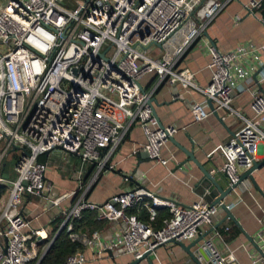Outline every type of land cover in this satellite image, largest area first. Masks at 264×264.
<instances>
[{"label":"built area","instance_id":"built-area-1","mask_svg":"<svg viewBox=\"0 0 264 264\" xmlns=\"http://www.w3.org/2000/svg\"><path fill=\"white\" fill-rule=\"evenodd\" d=\"M233 0H86L72 10L60 0H3L0 4V164L8 151L19 150L14 162L15 180L0 185L9 196L0 198V264H40L49 244L44 228L32 229L22 212L23 195L44 198L58 206L64 196H55L45 180L47 164L38 158L60 151L77 157L78 188L74 203L61 212V228L72 243L96 251L109 250L139 259L145 252L170 241H193L209 224L219 205L205 201L180 205L142 189L126 190L103 203L87 200L113 150L130 127L137 124L146 142L149 160L167 165L161 149L177 133L173 125L159 126L150 105L163 84L179 85L184 91L201 92L205 100L193 103L195 121L208 113L206 101L232 111V94L239 82L255 78L261 92L252 93L253 116L221 147L225 162L220 172L229 185L253 167L264 149V64L260 48L243 44L221 53L206 43L211 79L205 88L194 83V74L179 68L186 50L203 37L208 24ZM264 0H248L246 11L254 15ZM264 24V19L260 18ZM190 29L174 50L160 59L144 52L165 44L182 26ZM152 76L147 86L140 81ZM90 168V169H89ZM89 171L88 178L84 173ZM149 202H146V200ZM230 209V205H227ZM145 210L147 222L130 210ZM170 218L155 229L157 210ZM93 212L99 221L123 220L126 228L109 243L99 232L73 231V222ZM227 231V228H225ZM215 232L201 245L207 264H234L233 252L215 244ZM5 250V252H4ZM81 250L63 264H85ZM255 264H264V242Z\"/></svg>","mask_w":264,"mask_h":264},{"label":"crops","instance_id":"crops-1","mask_svg":"<svg viewBox=\"0 0 264 264\" xmlns=\"http://www.w3.org/2000/svg\"><path fill=\"white\" fill-rule=\"evenodd\" d=\"M247 2L248 0L229 2L208 24L203 37L189 47L183 55L179 68L190 70L194 74V83L199 88H205L211 79L209 67L211 58L206 43L214 45L221 53L234 51L243 44H253L260 48V59L264 64V24L259 21L260 18L264 19V3L254 11V15H251L244 8ZM174 48L169 49L166 54L171 53ZM151 79L152 76H145L140 81L141 86H147ZM261 87L255 78L239 82L232 94L230 104L232 111L218 109L214 101L212 102L214 110H212L206 101L205 110L208 116L204 120L195 121L190 108L193 103L203 102L204 95L195 89L186 92L179 85H161L153 96L156 102L154 103L155 112L162 126L173 125L177 128V133L172 140L161 149L160 155L168 160L167 165L162 166L147 158L143 150L146 142L143 130L134 124L113 150L105 168L98 174L97 181L87 194V200L103 203L123 191L133 190L137 186L130 180L132 178L139 181L143 187L142 190L158 198L172 200L180 205H192L202 201L195 193V186L202 178L200 167L211 173L221 187L226 188L229 184L228 179L223 178L220 172L225 162L221 147L232 137V134L243 127L244 119H250L253 116L250 107L252 93L261 92ZM2 148L3 143L0 142V150ZM185 150L193 154L200 167L193 162L185 163L187 160ZM258 157L260 160L264 159V149L259 151ZM42 158L47 164L46 182L51 184L57 196L65 195V198L58 206L53 205L50 208L45 205L50 201L44 198L33 196L39 200L36 204L26 198L22 204V212L32 229L46 230L48 235L47 242L44 244L46 245L50 244L54 238L56 239L59 234L63 221L61 212L75 201V196L70 195L78 188L75 172L79 162L77 157L60 150L52 151L43 155ZM180 165L182 166L179 167ZM13 166L14 163L4 160L0 164V178L6 184L15 180ZM89 171L84 173V179L88 178ZM252 175L264 195V166L255 170ZM248 183L246 181L235 188L225 201L230 205L229 210L235 221L226 220L221 223L225 214L219 208L212 216L210 223L200 229L195 239L210 230L211 232L198 245L191 248L192 252L195 253L198 248H201L205 239L218 232L221 236L214 240L215 244L223 252H233L236 258L234 264H255L253 262L258 257V249L264 242V196ZM58 192L61 194L58 195ZM146 202L149 200L147 199ZM131 213L143 217L142 221L147 222L145 210L138 212L130 210L128 214ZM83 217L77 220L80 222V228L76 233L90 234L97 231L106 243L126 228L123 220L91 223ZM215 226H217L216 229ZM249 238L253 239L258 249L253 247ZM192 242L184 241L183 243L189 245ZM81 253L85 257V264H129L134 260L130 254L109 250L96 251L83 248ZM195 255L198 256L200 264H207L206 258ZM150 259L153 264H194L178 245L172 243L157 247L150 255ZM138 264H148V262L143 260Z\"/></svg>","mask_w":264,"mask_h":264},{"label":"water","instance_id":"water-1","mask_svg":"<svg viewBox=\"0 0 264 264\" xmlns=\"http://www.w3.org/2000/svg\"><path fill=\"white\" fill-rule=\"evenodd\" d=\"M155 46L158 48H162L163 44H156ZM212 102H213L212 99L207 100L208 106L210 108H212V110H214ZM154 103H156L155 100L151 99L150 105L152 106V109H153V115L158 120L157 114H156L155 109H154ZM213 112H214V114L217 115V113L215 111H213ZM158 122H159V120H158ZM159 126H162L160 122H159ZM233 135L234 134H232V136ZM171 140H172V138L169 139V141H171ZM56 149L61 150V148H56ZM184 152L187 156V160L185 163L193 162L194 164L198 165L197 161L194 159L193 154L191 152H188L186 150ZM48 153H50V152L48 151L44 155H47ZM184 164H182V165H184ZM182 165H180L179 167H181ZM262 166H264V159L261 161L255 162L251 169L247 170L244 174H242L239 177V180L236 184L231 185V186L228 184V186L226 188L221 187L220 183L217 181V179L211 173H209L208 171H206L205 169H203L199 166L200 170L202 172V178L198 181L197 185L195 186V193L202 199V201H205L206 203H208L212 206L219 205L220 209L225 214L221 223L225 222L226 220L235 221L230 210L227 208L228 204L225 201H226V199H228L230 197L231 192L235 188H238L239 186H241L246 181L249 182L248 184L251 187L255 188L262 196H264L263 193L261 192V190L259 189V187L257 186V184L253 178V175H252V173L255 170L260 169ZM222 177L227 179V176L224 173H222ZM130 180H132V182L137 186L136 189H142L143 188L139 184V181H135L132 178H130ZM217 226H215V229L217 228ZM60 231L61 230H59V232ZM210 232H211V230L209 232L199 236L197 239L193 240V242L189 245H185L183 242H176V241H170L169 243L178 245L190 257V259L194 262V264H200V262L198 261V256H196L195 254L207 259L206 252L204 250H202V248H198V250L194 253L191 251V248L193 246L198 245L200 243V241H202ZM54 240H55V238L50 242L47 251L49 250V248L53 244ZM248 240L250 241V243L253 245L254 248L258 249L257 244L253 241L252 238H249ZM153 251L145 252L139 259L133 260L129 264H138L139 262H141L143 260H147L148 264H153L152 260L150 259V255L152 254ZM258 251H259V249H258ZM4 252H5V250H4Z\"/></svg>","mask_w":264,"mask_h":264},{"label":"trees","instance_id":"trees-1","mask_svg":"<svg viewBox=\"0 0 264 264\" xmlns=\"http://www.w3.org/2000/svg\"><path fill=\"white\" fill-rule=\"evenodd\" d=\"M19 154H20L19 150L16 149L10 150L5 156L4 161L14 163L19 157ZM42 156L38 158L39 162H43ZM5 189H6L5 186L0 185V198L3 195ZM83 216H84L83 219H86L88 222L91 223L92 222L96 223L97 221L100 222L99 220L96 219V215L93 212H85ZM138 218L140 220H143V217L142 218L138 217ZM168 218H170V215L167 210H158L156 219L153 224L154 228L155 229L160 228L162 226V221ZM79 223L80 222H78L77 220L73 222L74 232H78L80 228ZM81 249H82L81 246L71 242V240L68 237V233H66L65 229H62L57 235L56 239L54 240L49 250L41 259L40 264H63L68 256L74 254L76 251Z\"/></svg>","mask_w":264,"mask_h":264},{"label":"rangeland","instance_id":"rangeland-1","mask_svg":"<svg viewBox=\"0 0 264 264\" xmlns=\"http://www.w3.org/2000/svg\"><path fill=\"white\" fill-rule=\"evenodd\" d=\"M3 0H0V4ZM86 0H60V3L63 4V6L68 9V10H72L73 8H75L77 6L78 3H83ZM190 29V24L189 22L185 23L182 28L180 29L179 32L175 33L167 43H165L162 48H158L156 46L151 47L150 49L146 50L144 52V56L148 59H160L161 57L165 56L166 53H168L167 51H169V49H173L176 44L185 36V34L189 31ZM16 177V175H15ZM15 177L13 179H15ZM61 192H58V195H60ZM9 196V189L6 188L4 193H3V197L4 199H7ZM55 196H57V194L55 193ZM26 198H29V201H31L32 203L36 204L39 202V200L33 196H29V195H23L22 200L24 201ZM46 207L50 208L53 206L52 202H46L45 203Z\"/></svg>","mask_w":264,"mask_h":264}]
</instances>
